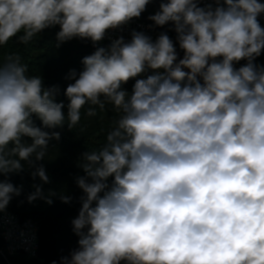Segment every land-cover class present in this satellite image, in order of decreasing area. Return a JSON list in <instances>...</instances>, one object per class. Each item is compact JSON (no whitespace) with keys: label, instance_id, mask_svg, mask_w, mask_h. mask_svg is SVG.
Masks as SVG:
<instances>
[{"label":"clouds","instance_id":"9594fccd","mask_svg":"<svg viewBox=\"0 0 264 264\" xmlns=\"http://www.w3.org/2000/svg\"><path fill=\"white\" fill-rule=\"evenodd\" d=\"M150 0H0V47L28 44L59 26L57 47L74 37L97 43L145 11ZM162 0L149 19L173 23L184 56L166 33L133 31L82 59L64 95L27 74L19 55L0 60V176L46 156L49 141L79 124L86 105L121 113L97 151L79 161L84 195L72 225L79 247L61 264H264V50L258 0ZM219 58V59H218ZM247 63L235 68L234 63ZM146 69L163 70L136 79ZM187 69V70H185ZM103 98V99H102ZM88 116H95L89 107ZM31 138V143L23 138ZM32 176L49 182L44 167ZM113 178L109 182V178ZM28 196L43 198L40 186ZM21 188L0 180V213ZM64 203L70 197L61 196ZM55 264V262H53Z\"/></svg>","mask_w":264,"mask_h":264},{"label":"trees","instance_id":"16d2710c","mask_svg":"<svg viewBox=\"0 0 264 264\" xmlns=\"http://www.w3.org/2000/svg\"><path fill=\"white\" fill-rule=\"evenodd\" d=\"M161 2L162 0H150L138 19L153 24L159 35L166 33L172 39L176 33L173 23L156 26L149 19L151 15L160 10ZM59 30L58 25L45 29L28 44L21 43L18 36L22 33L18 34L7 45L0 47V60L10 54L19 55L21 63L28 66V75L42 77L45 88L58 87L59 93L56 96V101L64 103L63 112L66 116L69 101L64 92L69 84L74 83V79L67 77L71 71L75 70L78 78L79 73L83 70L82 59L92 54L93 42L90 39L74 37L57 47L56 34ZM183 56L184 51L179 48L177 62ZM254 62L256 65L264 67V57ZM135 82L136 79H129L126 84L122 85V88L131 93ZM89 107H95V116L87 115ZM120 115L121 113L107 101H105L103 110L98 106L86 104L81 109L79 124L71 130L67 126V119L63 127L48 129L44 128L39 118L33 115L35 126L49 133L59 132L60 139L49 141L45 158L35 162L34 167H30L27 162L22 161L24 164L22 171L0 176V180L9 181L14 186L21 188L20 195L13 196L6 210L0 213V219L4 213H12L22 223L33 222L38 230V249L34 257L22 253L8 256L4 253L5 242L0 227V264H53V262L61 264L63 257H70V254L79 247V237L75 234L72 225L73 219L78 216L82 206L80 198L84 195L82 189L77 185V178L86 175L83 169L78 166L79 161L83 153L97 151L104 145L108 132L112 130ZM23 140L26 143H31L29 137H24ZM41 165L49 177L48 183L41 181L39 176L35 179L32 176L35 168ZM112 179L110 177L109 182ZM34 185L42 188L45 197H48L50 192L56 193L50 197L51 204L43 198H37L29 203L28 196L36 190ZM61 196L70 197V201L64 203Z\"/></svg>","mask_w":264,"mask_h":264},{"label":"built area","instance_id":"2783aa9c","mask_svg":"<svg viewBox=\"0 0 264 264\" xmlns=\"http://www.w3.org/2000/svg\"><path fill=\"white\" fill-rule=\"evenodd\" d=\"M260 3H264V0H258ZM223 0H221V4ZM208 4H211L213 8L217 6L215 0H200L199 6L206 7ZM259 23L261 27H264V13H261L258 16ZM133 31L143 32L145 35L149 36L153 42L158 38L159 34L156 31V28L153 24L139 20L138 18H133L127 24L123 25L117 29H109L103 40L93 43L92 54L99 47L108 48L112 42L120 37H123L125 42H130L132 38ZM176 48L177 58H178V49L179 42L177 40V33L175 37L171 39ZM264 57V50L261 54L255 58L256 61L259 58ZM247 63L246 60H240L239 62L234 63L235 68H240ZM255 64V62H254ZM162 72L163 70H155ZM155 71L152 69H146L138 77L132 79H146L147 76L155 74ZM1 235L5 242L4 253L8 256H14L19 253L25 254L29 257H34L38 249V230L36 225L27 221L22 223L20 219L12 213H4L0 219Z\"/></svg>","mask_w":264,"mask_h":264},{"label":"bare ground","instance_id":"6f19581e","mask_svg":"<svg viewBox=\"0 0 264 264\" xmlns=\"http://www.w3.org/2000/svg\"><path fill=\"white\" fill-rule=\"evenodd\" d=\"M142 21V20H141Z\"/></svg>","mask_w":264,"mask_h":264}]
</instances>
